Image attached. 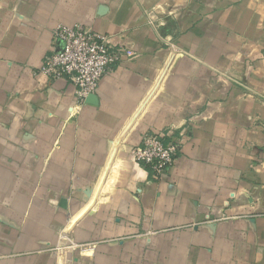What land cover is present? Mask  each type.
Returning <instances> with one entry per match:
<instances>
[{"label": "crops", "instance_id": "obj_1", "mask_svg": "<svg viewBox=\"0 0 264 264\" xmlns=\"http://www.w3.org/2000/svg\"><path fill=\"white\" fill-rule=\"evenodd\" d=\"M60 24L131 52L83 104ZM182 127L152 179L131 149ZM0 264H264V0H0Z\"/></svg>", "mask_w": 264, "mask_h": 264}, {"label": "built area", "instance_id": "obj_2", "mask_svg": "<svg viewBox=\"0 0 264 264\" xmlns=\"http://www.w3.org/2000/svg\"><path fill=\"white\" fill-rule=\"evenodd\" d=\"M125 54L131 52L113 44L107 34L81 24H60L53 30L51 49L40 71L51 80L72 82L77 102L83 104L96 95L102 78ZM187 135V127L145 133L141 143L131 149V156L137 164L147 168L152 179L159 180L172 166Z\"/></svg>", "mask_w": 264, "mask_h": 264}]
</instances>
